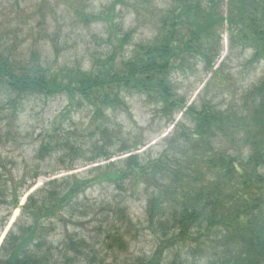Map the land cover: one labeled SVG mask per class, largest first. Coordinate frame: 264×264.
Masks as SVG:
<instances>
[{
  "label": "rangeland",
  "instance_id": "374dc122",
  "mask_svg": "<svg viewBox=\"0 0 264 264\" xmlns=\"http://www.w3.org/2000/svg\"><path fill=\"white\" fill-rule=\"evenodd\" d=\"M175 8L178 0H0V52L55 73L88 70L113 54L118 69L155 38L160 20ZM205 13L215 31L208 40L211 66L183 52L170 80L187 106L239 113L264 77V61L250 62L251 49L237 39L240 25L227 22L236 14L232 1ZM192 27L180 26L183 37ZM122 100L98 119L90 106L64 95L19 98L0 86V245L8 234L31 235L29 250L46 264H139L165 244L160 264H228L237 250L234 238L198 227L181 241L170 223L163 236L146 213L148 184H133L132 176L106 178L129 156L143 163L171 158L180 145L191 148L180 137L193 126L183 111L166 117L159 104L136 93ZM46 142L53 148L42 153ZM211 145L229 156L250 153L237 136L219 133ZM259 172L264 175V165ZM116 232L123 246L109 244Z\"/></svg>",
  "mask_w": 264,
  "mask_h": 264
},
{
  "label": "trees",
  "instance_id": "16d2710c",
  "mask_svg": "<svg viewBox=\"0 0 264 264\" xmlns=\"http://www.w3.org/2000/svg\"><path fill=\"white\" fill-rule=\"evenodd\" d=\"M231 1L236 14L227 22L240 25L237 39L251 49L250 62L264 61V0ZM221 3L222 0H178L179 11L175 8L163 16L155 38L139 45V51L122 61L118 69H113V54L92 64L88 70L64 68L55 73L37 61L22 65L0 52V86L19 98L64 95L69 103L77 101L90 106L98 119L105 110L124 105L122 95L132 93L159 104L166 117L183 111L193 126L189 134L183 133L180 137L191 148L186 150L180 145L171 158L164 155L143 163L129 156L122 161L123 168L118 174L106 178L123 180L132 176L133 184L134 181L136 185L148 184L151 189L146 213L163 236L167 235L169 223L170 228L178 231L181 241L188 239L193 228L216 230L224 233L225 240L234 238L237 243V250L231 252L233 260L228 264H264V175L259 172L264 165V77L246 94L248 107L233 114L209 104L200 109L192 104L187 106L170 80L174 63L183 52H195L211 66L208 40L215 31L210 28L211 21L205 12L217 9ZM221 17L218 18L220 25L225 20ZM185 22L193 27L183 37L180 26ZM128 36L126 33L118 41L125 42ZM219 133L237 136L250 153L243 158L216 152L211 140ZM52 148L46 142L40 152ZM31 239L28 234H8L0 245V264H46L42 256L29 250ZM108 239L109 244L123 246L118 232ZM166 246H158L148 260H141L139 264H160ZM70 247H74L72 240ZM169 264L180 263L172 260Z\"/></svg>",
  "mask_w": 264,
  "mask_h": 264
}]
</instances>
